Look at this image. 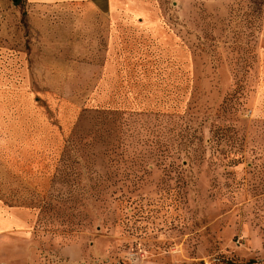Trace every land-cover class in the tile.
Segmentation results:
<instances>
[{"label":"rangeland","instance_id":"1","mask_svg":"<svg viewBox=\"0 0 264 264\" xmlns=\"http://www.w3.org/2000/svg\"><path fill=\"white\" fill-rule=\"evenodd\" d=\"M115 9L0 0V264H264V0Z\"/></svg>","mask_w":264,"mask_h":264},{"label":"crops","instance_id":"2","mask_svg":"<svg viewBox=\"0 0 264 264\" xmlns=\"http://www.w3.org/2000/svg\"><path fill=\"white\" fill-rule=\"evenodd\" d=\"M90 2L95 7L101 10V15L106 19L110 20V27L107 36V50L109 52V61L114 60V49H117L121 44L120 28L118 27L119 23L115 21L123 20L127 18L125 13L118 12L115 7L118 0H85ZM140 31V30H139ZM145 30L140 31L138 36H135V40L146 37L150 42L151 33H144ZM150 36V37H149ZM146 42V39H143ZM32 211L16 206L5 205L0 200V237H3L9 233H26V230L31 227L33 223Z\"/></svg>","mask_w":264,"mask_h":264}]
</instances>
